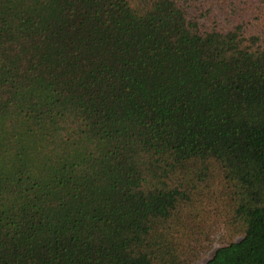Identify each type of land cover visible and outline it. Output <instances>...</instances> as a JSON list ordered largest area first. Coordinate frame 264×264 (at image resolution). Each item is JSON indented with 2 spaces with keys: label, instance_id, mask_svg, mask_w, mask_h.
Returning <instances> with one entry per match:
<instances>
[{
  "label": "trees",
  "instance_id": "trees-1",
  "mask_svg": "<svg viewBox=\"0 0 264 264\" xmlns=\"http://www.w3.org/2000/svg\"><path fill=\"white\" fill-rule=\"evenodd\" d=\"M264 264V0H0V264Z\"/></svg>",
  "mask_w": 264,
  "mask_h": 264
},
{
  "label": "rangeland",
  "instance_id": "rangeland-1",
  "mask_svg": "<svg viewBox=\"0 0 264 264\" xmlns=\"http://www.w3.org/2000/svg\"><path fill=\"white\" fill-rule=\"evenodd\" d=\"M218 248V245H215L214 249L209 251L208 253L201 256L194 264H205L213 255L214 251Z\"/></svg>",
  "mask_w": 264,
  "mask_h": 264
}]
</instances>
